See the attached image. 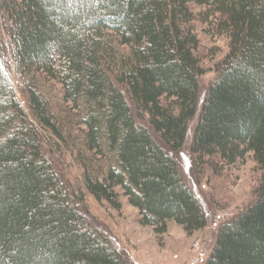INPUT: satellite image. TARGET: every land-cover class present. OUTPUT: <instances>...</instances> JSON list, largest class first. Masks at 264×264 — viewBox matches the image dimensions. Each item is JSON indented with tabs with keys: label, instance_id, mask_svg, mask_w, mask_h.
Returning <instances> with one entry per match:
<instances>
[{
	"label": "trees",
	"instance_id": "obj_1",
	"mask_svg": "<svg viewBox=\"0 0 264 264\" xmlns=\"http://www.w3.org/2000/svg\"><path fill=\"white\" fill-rule=\"evenodd\" d=\"M198 19L229 40L202 96ZM196 118L198 175L249 153L262 170L204 264H264V0H0V264H129L47 158L43 131L98 202L120 211V189L158 236L170 220L204 230L214 215L173 155Z\"/></svg>",
	"mask_w": 264,
	"mask_h": 264
},
{
	"label": "rangeland",
	"instance_id": "obj_2",
	"mask_svg": "<svg viewBox=\"0 0 264 264\" xmlns=\"http://www.w3.org/2000/svg\"><path fill=\"white\" fill-rule=\"evenodd\" d=\"M194 11L199 14L202 7L193 5ZM195 30L200 38V57L206 73L202 76V94L216 76V66L223 59L229 49V40L225 35L211 34V28L200 19L195 22ZM12 79L16 95L30 116L28 96L21 91L20 80L13 72ZM49 85L57 95L56 106L66 108L62 100L61 86L58 83ZM202 98V97H201ZM197 118L192 122L189 139L184 149L173 154L180 163L187 181L195 187L202 204L210 217L219 212H230L234 218L255 200L254 190L261 179L262 170L257 166L252 153H249L244 162L228 166L220 174L213 171L211 165L204 163L200 169L202 175L195 171L194 156L190 152L191 136ZM45 134V154L58 170L61 178L73 189L81 188L86 196L85 201L89 209L88 217L94 225L107 236L109 241L118 248L129 264H183L190 259L194 252V243L201 240L208 248L209 254L214 243L216 233H208L207 229L188 234L184 227L174 220L168 222V231L158 236L151 226L140 223V213L132 206L128 198L121 192L122 209H113L106 202H98L85 188L83 169L78 164L75 155L65 147H58L57 137ZM207 162V159L205 160ZM214 211V212H212ZM213 217V218H214ZM232 218V219H233ZM228 222V221H227Z\"/></svg>",
	"mask_w": 264,
	"mask_h": 264
},
{
	"label": "built area",
	"instance_id": "obj_3",
	"mask_svg": "<svg viewBox=\"0 0 264 264\" xmlns=\"http://www.w3.org/2000/svg\"><path fill=\"white\" fill-rule=\"evenodd\" d=\"M230 212H218L212 222L206 227L208 233H217L221 225L232 219ZM209 257L208 248L201 240L194 243L193 256L183 262V264H204Z\"/></svg>",
	"mask_w": 264,
	"mask_h": 264
}]
</instances>
